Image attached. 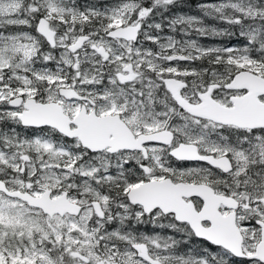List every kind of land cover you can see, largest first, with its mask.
Here are the masks:
<instances>
[{"label": "snow or ice", "instance_id": "snow-or-ice-1", "mask_svg": "<svg viewBox=\"0 0 264 264\" xmlns=\"http://www.w3.org/2000/svg\"><path fill=\"white\" fill-rule=\"evenodd\" d=\"M0 264H264V0H0Z\"/></svg>", "mask_w": 264, "mask_h": 264}]
</instances>
